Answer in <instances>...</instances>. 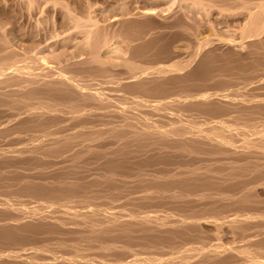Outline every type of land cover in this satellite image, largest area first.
I'll list each match as a JSON object with an SVG mask.
<instances>
[{"label": "bare ground", "instance_id": "6f19581e", "mask_svg": "<svg viewBox=\"0 0 264 264\" xmlns=\"http://www.w3.org/2000/svg\"><path fill=\"white\" fill-rule=\"evenodd\" d=\"M50 1L39 3L42 14ZM177 1L165 17L148 7L99 24L90 11L80 16L54 0L72 23L68 32L84 34L88 45L84 58L60 67L19 50L0 26V168L26 170L4 172L10 177L0 175V185L10 180L4 192L17 186L16 198L40 196L13 201L0 188V246L27 244L2 245L0 264H264V93L257 90L264 89V0ZM183 3L235 18L240 40L223 42L214 31L194 39L195 28L179 16ZM116 38L129 53L120 68L103 57ZM183 40L194 48L177 60L173 45ZM242 40L248 55L236 73L247 93L214 68H224L219 50ZM204 224L216 237L207 230L210 241L199 245L207 241ZM190 238L196 247H175ZM136 239L151 251H175L142 256L147 251L135 245L138 256L130 249ZM93 248L111 261L94 260Z\"/></svg>", "mask_w": 264, "mask_h": 264}, {"label": "rangeland", "instance_id": "374dc122", "mask_svg": "<svg viewBox=\"0 0 264 264\" xmlns=\"http://www.w3.org/2000/svg\"><path fill=\"white\" fill-rule=\"evenodd\" d=\"M34 1H37V0H34ZM53 1L54 0H51L50 2L47 3V5L45 4L43 6L42 9L44 10V12L42 14L41 10H40L41 8L38 5H39V3H42L43 0H42V2L38 1L37 2L38 4L36 2H33L34 4L36 3V6H34L35 8L33 7L32 9H28L29 0H0V26L4 28L3 29L4 32L6 31L5 35L7 36V38L10 39L14 43L15 46H18L19 50L28 51V52L32 53L33 55H36V57H38V58H41L44 55L46 58L45 57H43V58H45V60L48 59V61L55 58L56 61L52 60L53 62L52 61H49V62L47 61V62L49 63V65L52 64V67L54 65H55L54 67H60L61 64L65 65V64H68L69 62L71 63V62H74V61H78L81 58H84L86 56V53H87L86 51H88V45L84 44V43H87V40H85L86 38H85L84 34L79 33V32L77 33L74 30H71L70 32H68L69 29H70L69 26H70V24L72 25V23L69 22V19L67 18L66 10L62 9L63 7L60 6V5L55 7V9H54L53 6H52V2ZM58 1L66 3V4L68 2L69 8L70 9L75 8V9H72V11H75V13H77L76 11H78V14H80V16L86 15L88 13V11H90L91 12L90 16L92 17V19L95 18V20L100 21L99 24H105V23L109 24V22L110 23H115L116 21H119L120 19L124 18V16H128V15L125 14L128 10L131 11L132 13H136V12H142L144 9H146L148 7L149 8H153V9L155 8V12L157 13V15L160 14L159 16L165 17V16H168L169 14H171L172 12H174L175 10L178 9V1L177 0H127V1H124V0H58ZM92 4H93L94 8L91 6ZM87 6L88 7L90 6L92 8H88ZM29 10L31 11V14H30ZM125 10H126V12H125ZM180 12L181 13H179V16H180V18L182 17L181 20H183V18H184V20H183L184 22H186L189 25L190 24L193 25L192 29L195 28L194 31H193V33H195L194 34V39H198V40L202 39V35H204L203 37L208 38V36H207L208 34L212 37V34H213V36H215V37H218L220 35L219 37H222L221 39H222L223 42L224 41L228 42L230 40L231 41L240 40V33H239L240 30H237L235 32L234 29L236 27L235 28H231L232 24L234 23L233 22L231 24V21H234L235 18H229V19L226 18V20H225V18H223V17L221 18V17H218L217 15L215 16V14H212L213 16H206L205 15L206 13L204 12V10H202L200 8L197 9V6H194L191 3H183L182 4V10ZM212 17L215 18V21L212 19ZM205 19H208V21H210V23H213L212 21H214V23L216 22V24L213 23V25H211L212 26V28H211L212 30H209L210 27H208V26L210 24H208L209 22L207 20H205ZM236 20H239V18H237ZM217 21L221 22V24L218 23ZM225 21H227L228 23H225ZM42 22H43V24H41ZM222 25H224V26H222ZM196 27H198L199 30L196 29ZM215 29H217L216 30L217 33H216ZM210 31H214V33L211 32L212 33L211 34V33H209ZM231 31H232V33H231ZM196 33H197V35H196ZM232 34H234L233 35V39H231ZM234 37H235V39H234ZM227 39H229V40H227ZM83 41H85V42H83ZM114 43H113L111 48L106 49L103 52V57H104V59L106 61L109 60L108 62L113 61L111 63H113V65L117 66L118 63H120V64L123 63V61L129 55V53H127V50L124 47L125 45H123V41L120 38H116ZM193 44H194V42H192V40H189V41H186V42H185V40H183V41H179V42L175 43L173 45V49H174L173 51L176 50L175 51L176 54L177 55L179 54V57L176 55L177 58H175V59L180 60V59H183V56H184V58H185V56L188 57L189 53H191V51H193V48H194ZM229 46H227L225 48L223 47V49L219 50V51H221V53L217 52L218 50H216V55H217V53H219V54H221L220 56H222V54L224 56V58L220 57L223 60V61H221V62H223L222 66L224 65L223 66L224 68H222L223 70L222 69L220 70V66L218 64H217V66L215 65L214 68L216 70V68L218 67L219 71H221L220 72V78H221V74H223V72H224L225 75H223V76H225V78L228 77L227 80L229 78L232 79V80L228 81V84L227 83L226 84L229 85V83L231 82L230 85H232L233 88H234L237 85V82H241V83H239V85L243 84V82H244L243 77L240 78V75L238 74V73H240V68H241V67L239 68V65L240 64H244L245 61L243 59L247 57L246 53L248 52V48L249 47H248V44H246V41L243 42V40L241 42H239V44L234 43V44H232V46L231 45H229ZM84 47L86 49H84ZM234 49H235L236 53H239L238 56L234 52ZM232 50H233V53L236 54V57H234L233 54H231ZM245 51H247V52H245ZM83 52H84L85 55L83 54ZM226 52H230V54H228V56H229V59L232 58V60H231L232 62H229L228 61L229 59L226 60V58H227V54H225ZM77 54L80 55L79 58L77 57L78 56ZM104 54H105V56H104ZM39 55H40V57H39ZM75 55H77V56H75ZM247 55H248V53H247ZM239 56L242 59L239 58ZM59 57H60V59H59ZM75 57L77 59H75ZM217 57H218V55H217ZM233 57L235 58V60H234ZM217 60H219V58ZM225 60H226V62H224ZM66 61H68V63ZM240 61H242V62L244 61V62L242 63ZM221 62H219L220 65H221ZM234 62L235 63L237 62L236 63V67L234 65L235 64ZM232 63H233V65H232ZM120 67H121V65L118 68H120ZM263 67L264 66L261 67V69L263 71L262 72L260 71L259 75L262 74L261 76H263V78H264V73H263L264 72V68ZM229 69H230V71H229ZM237 69H238V71H236ZM219 71H217V72L214 71V72L217 75L219 73ZM236 72H238V73H236ZM231 73H233V74L231 75ZM232 76H234V77H232ZM218 77H219V75H218ZM236 78H238V79H236ZM257 78L259 80L262 77L259 78V76H258ZM235 81H236V84L234 85ZM262 81H263V79H261L260 80L261 83L260 82L259 83L260 84H264V82H262ZM217 85H220V84H213V85H211V87L214 88L216 86V88H217ZM243 85H245V83ZM243 85H241L240 89L242 88ZM232 86L226 87V85H224V86L218 87L217 89H219L220 91H224V92L227 91L226 93H229L230 91H232V88H231ZM238 86L235 87V88H237V90H238ZM262 86H264V85H262ZM221 87L225 88V90L223 88H221ZM245 88H243L241 90H243L244 93H247V92H245L246 91ZM244 89H245V91H244ZM241 90H239V92L238 91L234 92L233 96L236 94L235 96L241 97L242 96L241 94H243V93L240 92ZM254 90H256V89H254ZM257 90H259L258 91L259 95L262 96V93H264L263 92L264 89L263 90L261 89L262 91L260 90V88L257 89ZM256 91H254V92L252 91V92L255 93ZM258 92H257V95H258ZM239 94H240V96H239ZM263 98H264V94H263ZM20 166L22 168L19 167V165H18V167L20 169H18V167H17V169H14V167L16 168V166L5 167L6 170H5L4 167H1L0 170H3V171H2V173L0 172V175L3 176L4 172H6V171L9 172V174H10L11 169H12V172L14 174H16V172H15L16 170L20 171L21 169L22 170L24 169V171L26 172L25 168L22 165H20ZM151 170L148 171V173H152ZM13 173H12V175H13ZM9 174L6 173L4 176H7V178H8V177H10ZM15 178L17 179V177H15ZM12 181H15V180H12ZM18 181L19 180L15 181V182L18 183ZM6 182L9 184V186L6 184ZM6 182H5V185H7L8 187H11L12 183L11 184L9 183L10 180L6 181ZM5 185L3 183L2 187L5 186ZM13 185H15V183ZM2 187L0 185L1 189H2ZM16 187L12 188L13 191H10L11 189L9 188L10 190H8V192H12L11 194L6 193L7 192V188L5 189V187H3V191H1V193L6 190V192H4L2 194L6 195V197H8V198H9V196L12 197L13 195H15L14 190H15ZM15 192H17V191H15ZM19 192H21V191H19ZM18 196H20V194ZM28 196H32V198H33V194L31 195L30 193L23 192V194H22V196H20V198H16V195H15V196H13L15 199L14 198H12V199H13V201H17V199H20V200L22 199V201H26L25 199H27ZM34 198H33V200H31V198H29V201L31 200V201L34 202ZM39 198H40V196L38 198H35V199L37 200ZM42 202H43V200H42ZM31 204H33V203H31ZM31 204H28V206H31ZM144 209L145 210H143V211H145V212L148 211V209H151L152 212L149 210L151 212L149 214H151V215H154V214L156 215L157 212L162 213V211H159V209L160 210L162 209L161 207H148L147 209L146 208H144ZM153 212H155V213H153ZM202 229L204 230L203 233H205V234H202V235L205 236V235H207L208 231L210 229H213V228L204 224ZM210 231H211V233L213 232L212 230H210ZM211 233H208V235H207V237H210V239L213 237V233L212 234ZM215 237L216 236H214L213 239ZM201 238L202 237L199 238L200 239V244L199 245L207 244L210 241V240H207L208 238H206V236H205L206 239L204 238L205 241L207 240L206 242H204V240H202ZM223 238H227V239H223ZM231 238H232V236L231 235L229 236L228 233H225L224 236H223V234L220 235V239H221L222 243H225L228 240L231 241L232 240ZM38 239H40V238H38ZM42 240L43 239L39 240V242L46 243V242H44V240L43 241ZM190 240H191V238L188 239V241L186 239V240H184V243H182L183 241H180V242H178L179 244H176L177 243L176 242L175 243L176 245L175 244L174 245H175V247L178 246L181 249H183L184 246L182 248V245L183 244L185 245L186 242H189L190 244L187 245V246L191 247L192 246L191 243L193 241L190 242ZM193 240H194L193 247H196L197 246L196 243L198 242V240H196V239H193ZM29 241H30V239H29ZM135 241H137L138 244H136L135 242H134L135 244L130 242V244L133 247L132 248L130 246L129 247L133 251L136 249V251H134V252L136 254H138V256H140L139 253H141V255H142V252H146V251L148 253L146 252L142 256H144L145 254L149 255V253L153 254L154 252H155L154 254H156L158 256H160L161 254L164 255L163 250H166V249H168V250L171 249L170 250L171 253H172V251H175L172 248H167L166 247V248H163L162 250H158V251H161V252H159L160 253V255H159V253L157 254L158 251H151V248H147L146 244H143L140 240L136 239ZM212 242H214V241H212ZM26 243H27V241H26ZM227 243L228 242H226L224 245H228ZM6 244L7 243H3V244H1V246L2 245H6ZM13 244L14 243H10V245H13ZM36 244L40 246V243L38 244V240H37ZM36 244H34V245H36ZM15 245L17 247L16 246L12 247V246H9V244H7V246H9L11 248V250H13L15 247L16 248H18V247L19 248L20 247L21 248L22 247H27L26 246L27 244H24V246H22V245L19 246V244L18 245L15 244ZM29 245L30 246H34V245L30 244V243H29ZM52 245H53V243H52ZM52 245H51V247H53L55 244L53 246ZM135 245L137 247H143V248H141V249L138 248L139 249L138 250ZM1 246H0V250L3 249ZM178 247H176V248L178 249ZM7 248H4L5 249L4 251H7ZM180 248H179V250H180ZM177 249H176V251H178ZM58 250H61V249L58 248ZM137 250H138V252L141 251V250H143V251L138 253ZM61 251L65 252V250H61ZM180 251L183 252L182 250H180ZM180 251H178L179 254H180ZM189 251H192V250H188V253H189ZM87 252L89 253V256H92V258L94 260H96V261H104V262L105 261L106 262H110L111 261V260L110 261L107 260V259L110 258L108 256H105L107 258L103 257L104 255L100 256L99 248H95V249L93 248L92 250H88ZM185 253L188 256L187 252H185ZM193 253H194V251H192L190 253V255H192ZM96 254H97L98 257L96 256ZM101 254H102V252H101ZM167 254H170V253H168V251H167ZM175 254H176V252H174V255ZM176 255L179 256L178 254H176ZM168 256L173 257L172 255H168ZM161 257H163V256H161ZM163 258H168V257L164 256Z\"/></svg>", "mask_w": 264, "mask_h": 264}]
</instances>
